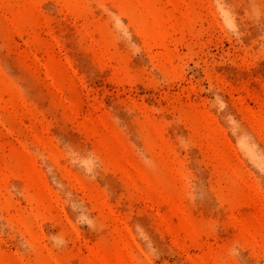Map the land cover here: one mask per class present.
I'll list each match as a JSON object with an SVG mask.
<instances>
[{"label": "rangeland", "instance_id": "rangeland-1", "mask_svg": "<svg viewBox=\"0 0 264 264\" xmlns=\"http://www.w3.org/2000/svg\"><path fill=\"white\" fill-rule=\"evenodd\" d=\"M0 264H264V0H0Z\"/></svg>", "mask_w": 264, "mask_h": 264}]
</instances>
